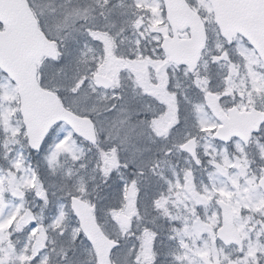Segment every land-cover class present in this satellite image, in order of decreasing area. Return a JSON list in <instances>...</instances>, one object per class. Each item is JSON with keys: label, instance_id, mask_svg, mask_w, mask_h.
Returning a JSON list of instances; mask_svg holds the SVG:
<instances>
[{"label": "snow or ice", "instance_id": "6c2138e0", "mask_svg": "<svg viewBox=\"0 0 264 264\" xmlns=\"http://www.w3.org/2000/svg\"><path fill=\"white\" fill-rule=\"evenodd\" d=\"M16 2L37 47L0 59V264H264V38L200 0L178 30L163 0Z\"/></svg>", "mask_w": 264, "mask_h": 264}, {"label": "water", "instance_id": "95a60500", "mask_svg": "<svg viewBox=\"0 0 264 264\" xmlns=\"http://www.w3.org/2000/svg\"><path fill=\"white\" fill-rule=\"evenodd\" d=\"M167 6L168 18L174 30H178L189 21L191 13L183 0H163ZM212 6L215 22L222 28L244 26L253 30L258 37L264 38V7H260L261 0H209ZM11 21L8 38L0 41V59L22 70L28 59L36 51L24 10L16 0H7L2 10ZM176 52L187 51L183 38L171 42Z\"/></svg>", "mask_w": 264, "mask_h": 264}, {"label": "rangeland", "instance_id": "374dc122", "mask_svg": "<svg viewBox=\"0 0 264 264\" xmlns=\"http://www.w3.org/2000/svg\"><path fill=\"white\" fill-rule=\"evenodd\" d=\"M200 2H201V5H202V6L205 5L206 3H208L207 0H200ZM209 10H211V8H209L208 11H209ZM154 15H155V17H156L157 19L160 18V12H159V11H157ZM210 27H213V28H214L215 26H210ZM129 35H130V34H129Z\"/></svg>", "mask_w": 264, "mask_h": 264}, {"label": "trees", "instance_id": "16d2710c", "mask_svg": "<svg viewBox=\"0 0 264 264\" xmlns=\"http://www.w3.org/2000/svg\"><path fill=\"white\" fill-rule=\"evenodd\" d=\"M211 19H212V14H211ZM130 34V33H129Z\"/></svg>", "mask_w": 264, "mask_h": 264}]
</instances>
